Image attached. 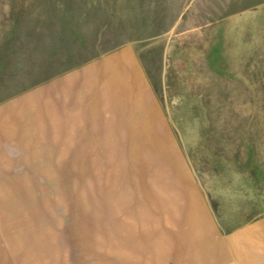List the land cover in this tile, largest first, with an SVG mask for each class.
<instances>
[{
	"label": "rangeland",
	"instance_id": "1",
	"mask_svg": "<svg viewBox=\"0 0 264 264\" xmlns=\"http://www.w3.org/2000/svg\"><path fill=\"white\" fill-rule=\"evenodd\" d=\"M181 187L221 264H264V0H0V264H63L75 227Z\"/></svg>",
	"mask_w": 264,
	"mask_h": 264
},
{
	"label": "crops",
	"instance_id": "2",
	"mask_svg": "<svg viewBox=\"0 0 264 264\" xmlns=\"http://www.w3.org/2000/svg\"><path fill=\"white\" fill-rule=\"evenodd\" d=\"M129 73L127 82L115 81L121 91L126 88L130 92V98L119 97L118 105L122 109L133 108L130 116L141 115L138 110L147 108L153 98L136 61ZM191 186L194 187L192 183ZM180 193L175 201L170 196V205L176 204L170 215L167 209L163 210L169 218L164 213L162 219L161 213L155 212L159 218L140 219L137 211L129 210L122 218L110 216L103 225L97 222L95 226L75 227L68 237L79 244V249L76 246L73 253L68 252L69 258L63 264H221L220 257L229 252L235 255L233 244L220 237L219 227L208 218L207 210L196 213L188 209L191 199Z\"/></svg>",
	"mask_w": 264,
	"mask_h": 264
}]
</instances>
